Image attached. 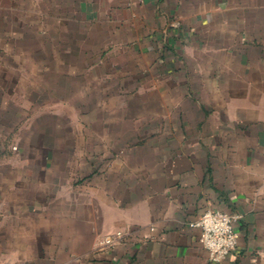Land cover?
<instances>
[{"label": "crops", "instance_id": "obj_1", "mask_svg": "<svg viewBox=\"0 0 264 264\" xmlns=\"http://www.w3.org/2000/svg\"><path fill=\"white\" fill-rule=\"evenodd\" d=\"M0 54L51 79L0 87V264H264V0H0ZM45 93L73 116L13 153Z\"/></svg>", "mask_w": 264, "mask_h": 264}, {"label": "rangeland", "instance_id": "obj_2", "mask_svg": "<svg viewBox=\"0 0 264 264\" xmlns=\"http://www.w3.org/2000/svg\"><path fill=\"white\" fill-rule=\"evenodd\" d=\"M14 49V48H13ZM15 52V51H13ZM15 61L14 60H4V57L2 54H0V87H3L5 85H9V83H7V81L11 82L12 85H18V87H16V91L15 93L11 94V98L14 99L17 103H20L21 101V98L20 96H23L21 94H19V87L22 85V86H25V87H29V90L27 91V95H28V98L34 96L33 95V92H34V89L36 87V85L39 86L40 82H50L51 79L50 78H47V79H42V78H36L35 77V73L34 71H32L30 68H29V65L30 63L27 62V65H28V68H25L23 69V67L20 66V63H19V60H18V56L15 57ZM6 67V66H10V68H8V70L10 71L11 70V76L9 74H7V77L4 78V69L3 67ZM27 74L28 77L24 78V77H20L21 74ZM25 80H27V84H25ZM31 87V89H30ZM1 97H4V95H2V93L0 94ZM54 95H52L51 93H45V97H44V102L48 101V105H46L45 103V106L46 108L44 109V115H43V126L42 127H32V126H28V130L26 132H18L17 129L16 131L18 133H15L16 134V137L15 135L13 136V139L9 145V149L13 152V153H18L19 152V144L20 142H23V143H27L29 142L30 143V140L35 136V130L37 129L38 132H39V135H37V137L39 139H42L43 137H45V140L47 138V136H43V131H48L49 135L52 136H56V133L53 131L56 129V127L59 125V128L62 130V129H65L66 126H65V122L64 120L67 119L68 117H71L73 116V113L72 111L68 110L67 108V105H63V107L61 108H53V106L50 104V102L53 100ZM74 96V95H73ZM56 97V96H55ZM30 100V99H28ZM65 107V108H64ZM78 113V111H77ZM81 113V111H80ZM34 113L29 116V118H33L34 119ZM57 119H59V121L57 122ZM30 121V120H29ZM32 121V120H31ZM23 128V126H22ZM42 131V132H41ZM50 137V136H48ZM50 143V142H49ZM51 144V143H50ZM7 156V157H6ZM6 156L3 157V155L1 156L0 154V164H3V161L4 160H13V158H10L8 156V154L6 153ZM43 159H45V161L47 160L48 162L51 161V158L49 157H44Z\"/></svg>", "mask_w": 264, "mask_h": 264}, {"label": "built area", "instance_id": "obj_3", "mask_svg": "<svg viewBox=\"0 0 264 264\" xmlns=\"http://www.w3.org/2000/svg\"><path fill=\"white\" fill-rule=\"evenodd\" d=\"M200 232L199 241L208 252L213 263L225 261L236 248L238 233L235 229L234 218L231 214L219 210L208 209L191 223ZM123 237L120 231L103 236L101 244L112 247Z\"/></svg>", "mask_w": 264, "mask_h": 264}]
</instances>
